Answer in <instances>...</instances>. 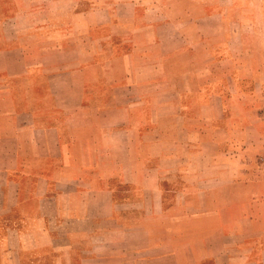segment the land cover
Returning <instances> with one entry per match:
<instances>
[{"label": "crops", "instance_id": "crops-1", "mask_svg": "<svg viewBox=\"0 0 264 264\" xmlns=\"http://www.w3.org/2000/svg\"><path fill=\"white\" fill-rule=\"evenodd\" d=\"M161 1L0 0V264H264L255 84Z\"/></svg>", "mask_w": 264, "mask_h": 264}, {"label": "rangeland", "instance_id": "rangeland-1", "mask_svg": "<svg viewBox=\"0 0 264 264\" xmlns=\"http://www.w3.org/2000/svg\"><path fill=\"white\" fill-rule=\"evenodd\" d=\"M161 2L169 5L168 16L186 13L187 18L193 17L199 13L198 8L201 5L209 10L219 11L220 22L216 23L210 20L206 26L210 30H215L216 25L217 28H221L225 35L220 36L219 41L213 46L216 51L223 52L224 54H222L225 56L228 52L233 51L236 60L234 64L227 60L218 65L210 64L211 72L214 75L223 72V76H228L230 72H233L232 74L236 76V70H238L237 74L240 76H251L244 77L240 83L244 92H248L254 82L256 92L251 93L250 96L245 95V97L251 99V102L258 103L255 112L251 113L257 114L259 127L264 130V0H162ZM190 4H193V7H189ZM187 7L189 9H186ZM56 13V11H51L48 12V15L56 18ZM40 16L38 14V17ZM56 31H62L66 36L72 38L70 34H73V28L71 26L37 27L29 33L40 37L54 34ZM230 33L234 34V38L229 36ZM46 44L50 43L47 41ZM258 145L260 146L259 142ZM260 149V147L257 148V154L264 156V151ZM257 161L262 162V157L258 159L256 157ZM258 177L264 178V172H259Z\"/></svg>", "mask_w": 264, "mask_h": 264}]
</instances>
